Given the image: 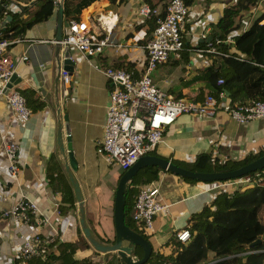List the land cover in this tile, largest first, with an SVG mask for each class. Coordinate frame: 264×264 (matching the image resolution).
<instances>
[{"label": "crops", "instance_id": "0c3cea01", "mask_svg": "<svg viewBox=\"0 0 264 264\" xmlns=\"http://www.w3.org/2000/svg\"><path fill=\"white\" fill-rule=\"evenodd\" d=\"M140 1L95 0L82 8L79 18L94 22L96 36H109L116 42L114 45H104L101 51L93 55L55 42L58 4L47 19L28 25L22 34L10 38L13 41L8 45L7 52L15 58L24 52L28 54L27 60L17 61L13 72L16 76L11 84L20 91H32L28 93L27 103L31 111L27 119H17L5 96L0 97V212L15 200L18 190L35 199L44 214L50 213L55 201L59 199L65 207L62 211L64 223L61 225V240L77 239V200L75 204L64 200L59 184L52 182L48 175L51 156L58 160L66 172L64 157L57 147V128L58 120L61 119L66 144L64 116L67 115L71 148L77 160L73 174L83 195L86 221L90 228L92 223L96 231L100 232L97 221L99 215H102L100 218H103L107 230L113 234L112 208L119 172L116 164L107 163L95 149L103 134L105 108L111 88L103 69L109 65L119 66L131 71L135 78L140 77L147 60L143 45L153 30L150 20L144 19L137 12ZM146 1L161 10L163 2L168 0ZM236 2L191 0L188 3L189 11L183 28V51L180 57L167 59L151 72L157 87L173 97L198 101L204 99L209 93V87L201 70L213 63L223 65L222 57L226 55L217 45V38L212 37V31L223 9ZM29 4L28 10L19 8L12 11H20V17L27 18L39 2L31 0ZM3 7L8 8V3H3L1 10ZM263 11L264 0H257L249 9L240 12L236 19L238 27L229 33H234V36L247 29ZM63 21L67 23L68 20L63 17ZM64 22L62 34L66 27ZM213 45L216 47L211 49ZM67 48L74 64L73 70L69 71L71 80L64 84L60 74ZM229 49L234 47L231 45ZM34 98L43 102L41 108L31 109ZM228 99L220 97L213 114L180 113L164 130L163 139L155 146L153 153L179 162L194 161L198 155L210 154L213 161L223 162L264 150V117L238 122L224 109L223 102ZM8 140H15L18 146L19 182L10 178L8 158L1 150L2 144ZM54 166L55 163L50 167ZM155 167L145 173L146 179L134 183L133 179L130 186H135L137 192L141 187L154 183L158 186V198L168 204L167 213L155 216L153 229L146 235L153 250L167 255L172 250L170 241L177 230L185 227L190 216L205 205L212 206V200L222 190L216 187V181L183 177ZM255 185H264V179L260 184L238 188L243 190ZM13 226L12 220L0 216V264H7L12 254L15 239ZM263 229L255 227V221L251 220L245 223L242 233L256 234L258 237L264 235ZM83 249L80 254L91 251L83 252ZM208 256L214 260V251L210 250Z\"/></svg>", "mask_w": 264, "mask_h": 264}, {"label": "built area", "instance_id": "2783aa9c", "mask_svg": "<svg viewBox=\"0 0 264 264\" xmlns=\"http://www.w3.org/2000/svg\"><path fill=\"white\" fill-rule=\"evenodd\" d=\"M60 0H54L58 4ZM8 8L19 10L20 6L9 0ZM159 9L146 0H141L137 6L138 14L144 19L158 15ZM189 6L186 0H168L164 15L155 19L150 37L143 47L147 60L140 77L135 78L131 71L123 67L106 66L103 69L111 83L109 99L105 108L103 134L95 146L96 152L107 163H116L124 170L132 165L139 156L153 153L155 146L163 139L164 130L171 125L182 112L213 114L217 100L208 93L202 101L173 97L155 85L151 72L169 58H178L184 48L183 28L188 15ZM4 17L0 16V31ZM264 24V15L258 19ZM110 31V30H108ZM93 21L88 19H70L60 39L55 42L71 46L82 53L93 55L101 51L106 44H116L109 36L98 38ZM234 34V33H233ZM233 34H228L224 41L233 43ZM205 34H203L204 36ZM12 39L0 38V97L5 96L7 104L17 119H27L30 115L25 97L16 87L10 86L5 90L6 83L13 74L18 60H27L28 54L22 53L19 58L7 52ZM221 40L217 39L216 43ZM216 47V46H215ZM214 45L211 49L215 48ZM73 59V57H72ZM61 79L64 84L71 80L68 69L62 68ZM220 77L217 82H222ZM219 95L225 98L221 91ZM224 109L238 122L264 117V100L250 99L242 103L229 104L223 102ZM8 158V173L11 179L19 182V165L17 163L18 146L15 140H8L1 147ZM264 179V168L250 171L236 177L215 180L222 192H232L241 186L260 184ZM158 186L154 183L141 187L132 198L129 217L134 229L145 236L151 232L154 218L157 214H165L168 204L158 198ZM0 216L7 217L14 223V242L12 254L7 264H14L17 259L20 264L35 256L44 257L50 250L54 239L61 240L64 223L61 203L57 199L54 208L44 214L35 199L20 190L15 200L2 209ZM45 226L47 227L45 229ZM178 240L187 243L191 232L182 227L175 233ZM162 264H165L162 263Z\"/></svg>", "mask_w": 264, "mask_h": 264}, {"label": "trees", "instance_id": "16d2710c", "mask_svg": "<svg viewBox=\"0 0 264 264\" xmlns=\"http://www.w3.org/2000/svg\"><path fill=\"white\" fill-rule=\"evenodd\" d=\"M22 10H28L31 0H14ZM38 7L27 18L20 17V11L15 12L6 7L0 11V16H4L5 22L0 31V38L10 39L24 32L28 25L34 22L47 19L55 9L54 0H36ZM95 0H63V17L66 20L79 19L82 8L88 6ZM113 1V0H110ZM164 1V0H162ZM9 0H0V7ZM190 3L191 0H186ZM257 0H237L235 5L226 6L222 15L216 22L212 31V37L221 40L217 45L226 54L222 57V64H211L203 68V77L209 87V93L213 94L216 100L220 99L219 93L223 91L228 97L230 105L242 103L245 100H264V24L258 23V19L264 15V11L251 22L247 29L233 36L234 42L230 44L224 41L227 34L238 27L236 22L240 12L249 9ZM152 6L154 4L151 3ZM166 3L158 15H164ZM157 15V16H158ZM156 15L149 18L151 27L155 25ZM234 49L230 50V46ZM223 81L218 83L217 79ZM28 103V93L31 90L21 91ZM31 109L41 108L43 102L33 99ZM263 149L250 152L240 159H228L223 162L212 160L210 154H201L194 161L174 162L195 170H219L237 167L252 158L262 154ZM48 175L50 180L56 181L63 193V199L75 204L76 197L72 184L67 173L60 167L58 160L51 156L49 158ZM55 163L54 167L52 164ZM58 164V165H57ZM116 164V163H110ZM59 166V167H58ZM118 176L123 169L119 164ZM155 166H144L138 170L134 176L133 183L146 179L145 173L153 170ZM143 174V176H142ZM117 176V177H118ZM155 176V175H154ZM136 187H128L125 193V222L135 228L130 220L129 212L132 205L133 195ZM211 205H205L200 211L192 214L188 219L187 227L191 232V238L187 243L178 240L176 236L171 239L172 250L169 254L163 255L157 250L151 251L148 259L142 264H264V239L252 246L249 243L254 240L256 234L245 235L242 231L245 223L255 221V227L264 228V185H255L241 190L240 188L232 192H221L215 196ZM61 205V210L64 211ZM102 217V215H99ZM97 221L99 231L91 230L102 242L112 241L113 234L106 228L103 218ZM105 218V216H103ZM79 236L70 241L68 239H54L50 243V250L44 257L35 256L30 258L26 264H121L116 252L105 261V254L93 248L78 225ZM98 234H96V233ZM264 232V229H263ZM91 246V251L87 254H80V250ZM214 251V260L209 258V251ZM134 255L141 257L142 248L136 246ZM14 264H20L16 259Z\"/></svg>", "mask_w": 264, "mask_h": 264}, {"label": "water", "instance_id": "95a60500", "mask_svg": "<svg viewBox=\"0 0 264 264\" xmlns=\"http://www.w3.org/2000/svg\"><path fill=\"white\" fill-rule=\"evenodd\" d=\"M58 21H57V32L56 39H60L62 36V24H63V0L58 2ZM1 11V8H0ZM5 22V20H3ZM66 24V22H64ZM59 44L58 42H56ZM66 57L64 58L63 68L69 71L73 70L74 60L70 55V51L67 48L65 51ZM15 74H12L9 81L6 83L5 90L12 86V81L15 78ZM64 130H65V140L62 133V122L61 119L58 120L57 128V147L64 157L65 160V170L68 174V178L72 184L74 194L77 200L78 212H79V224L82 229L84 236L90 242L94 249L105 254V261L112 254L116 252L119 257L121 264H142L145 262L151 254L152 244L150 240L140 231L134 229L129 224L125 222V193L130 186L134 176L138 170L144 166H158L163 169H167L175 174L181 175L183 177H188L192 179L205 180V181H215L221 179H227L231 177H236L250 171L261 169L264 167V152L251 160L237 166L234 168L219 169V170H195L189 167L180 165L170 158L160 156L155 153H146L137 158V160L130 165L128 168L124 169L119 175L114 189L113 198V208H112V220H113V239L112 241L105 243L99 240L90 226L88 225L85 218L84 209V199L80 189L79 182L75 175L73 174V169L77 168V160L73 154L71 148V136L69 125L67 122V115L64 116ZM67 148V150H66ZM66 153L68 158H66ZM264 238V235L258 236L252 240L249 245L252 246L257 244ZM136 246L142 248L141 257L134 255L133 251Z\"/></svg>", "mask_w": 264, "mask_h": 264}, {"label": "rangeland", "instance_id": "374dc122", "mask_svg": "<svg viewBox=\"0 0 264 264\" xmlns=\"http://www.w3.org/2000/svg\"><path fill=\"white\" fill-rule=\"evenodd\" d=\"M88 222L90 223V219L88 220ZM90 225H91V227H92V229L94 230V231H96V226L94 225V224H92V223H90ZM81 231H82V229H81ZM83 233V232H82ZM96 233V232H95ZM96 234H98V233H96ZM91 246H88V247H86V248H84L83 249V252H87V251H89V250H91ZM86 250V251H85Z\"/></svg>", "mask_w": 264, "mask_h": 264}, {"label": "clouds", "instance_id": "9594fccd", "mask_svg": "<svg viewBox=\"0 0 264 264\" xmlns=\"http://www.w3.org/2000/svg\"><path fill=\"white\" fill-rule=\"evenodd\" d=\"M264 168V167H263Z\"/></svg>", "mask_w": 264, "mask_h": 264}]
</instances>
